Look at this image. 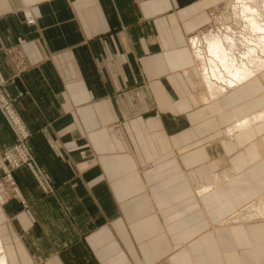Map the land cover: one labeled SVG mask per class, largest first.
Segmentation results:
<instances>
[{"label":"crops","instance_id":"1","mask_svg":"<svg viewBox=\"0 0 264 264\" xmlns=\"http://www.w3.org/2000/svg\"><path fill=\"white\" fill-rule=\"evenodd\" d=\"M221 6L0 0L5 93L51 189L11 172L24 208L0 171L3 264H264V223L221 224L264 192V120L238 149L217 143L221 112L264 110V81L211 103L187 45ZM13 143L0 114V153Z\"/></svg>","mask_w":264,"mask_h":264},{"label":"bare ground","instance_id":"2","mask_svg":"<svg viewBox=\"0 0 264 264\" xmlns=\"http://www.w3.org/2000/svg\"><path fill=\"white\" fill-rule=\"evenodd\" d=\"M224 1L225 5L227 3L224 8L234 17L233 21L240 25L237 20H242L243 30L237 32L225 23L219 32L218 29L216 32L209 29L191 35L187 40L195 63L193 76L205 100L211 103L217 102L225 92L238 87L250 78L255 77L264 81V0ZM217 11L218 9H215L211 15L210 26L213 21L221 22L229 19L228 17L218 19ZM220 114L222 116L226 114L230 122L220 130L217 143L223 142L237 149L238 143L241 142L239 139L244 135L248 137L247 134L251 133L250 128L264 120V110L251 116H239L234 110ZM232 173L230 168H226L215 174L213 176L215 187L221 188L224 183L230 181L234 177ZM209 190L206 187L201 188L200 197L208 195ZM254 222L264 223V192L257 194L252 202L246 204L238 213L233 212L221 224L245 225ZM0 264H3L2 259Z\"/></svg>","mask_w":264,"mask_h":264},{"label":"built area","instance_id":"3","mask_svg":"<svg viewBox=\"0 0 264 264\" xmlns=\"http://www.w3.org/2000/svg\"><path fill=\"white\" fill-rule=\"evenodd\" d=\"M5 85L6 81L0 75V113L14 136V143L0 153V170L6 175L12 188L14 182L11 179V172L20 167L26 168L41 186L43 192L49 193L47 180L40 171L37 162L27 146L30 134L14 112L12 101L7 97L4 91ZM20 204L26 208V204L23 200L20 201Z\"/></svg>","mask_w":264,"mask_h":264},{"label":"rangeland","instance_id":"4","mask_svg":"<svg viewBox=\"0 0 264 264\" xmlns=\"http://www.w3.org/2000/svg\"><path fill=\"white\" fill-rule=\"evenodd\" d=\"M221 2H222V6L220 7V8H218V11H217V17H218V19H220L221 17H228L229 19L227 20V21H225V20H223V21H221V22H217V21H213L212 22V24H211V26L209 25V27L206 29V30H208L209 31V29H210V31L213 29L215 32L217 31V29H218V32L219 31H221V29H222V27L223 26H225V23H227V25L226 26H231L234 30L236 29V31L237 32H241L242 30H243V27H242V25H243V23H242V20H237V22H239V24L240 25H237L234 21H233V19H234V17L230 14V12L228 11V9H226V8H224V6L226 7L227 6V3H226V5H225V1L224 0H221ZM256 10H258L259 11V9H256ZM260 12V11H259ZM211 16V15H210ZM191 36V35H190ZM190 36H188V37H190ZM191 48V47H190ZM195 65V63H193V66ZM1 75V74H0ZM6 86V85H5ZM4 91H5V88H4ZM1 114V113H0ZM1 116H2V114H1ZM3 117V116H2ZM3 119H4V117H3ZM5 120V119H4ZM6 122V121H5ZM7 124V123H6ZM9 127V126H8ZM10 129V128H9ZM33 156V155H32ZM147 167L148 166H142V169H147ZM222 167V166H221ZM20 168H23V167H20ZM226 168L224 167H222L220 170H218L217 172H215V173H219V172H221V171H223V170H225ZM17 170V169H16ZM1 171V170H0ZM14 171V170H13ZM12 171V172H13ZM2 172V171H1ZM3 173V172H2ZM31 174V173H30ZM32 175V174H31ZM33 177V176H32ZM2 178L9 184V182H8V179H7V177H6V175L3 173V176H2ZM34 178V177H33ZM12 179V178H11ZM210 179H211V177H210ZM35 180V179H34ZM47 180V179H46ZM13 181V180H12ZM36 181V180H35ZM36 184H37V186L42 190V188H41V186L36 182ZM212 185H213V183H212ZM211 185V186H212ZM4 185L3 184H1V181H0V196L1 197H3V194H4V187H3ZM9 187H10V189L12 190V194H13V196L15 197V198H17L18 200H19V202L22 200V199H20L21 197H20V195H19V193H18V189H17V187L15 186V184H14V186H12V188H11V186H10V184H9ZM198 188H201V185H197V186H195L194 187V189H195V191H196V189H198ZM43 191V190H42ZM48 191H51V189L49 188V190ZM254 200V199H253ZM252 202V201H251ZM250 203V202H249ZM244 206H246V205H244ZM244 206H242V207H240V208H238L237 210H235L234 211V213H238L239 211H241V209L242 208H244ZM231 215V214H230ZM229 215V216H230ZM229 216H227V218L229 217ZM254 223H256V222H254Z\"/></svg>","mask_w":264,"mask_h":264}]
</instances>
